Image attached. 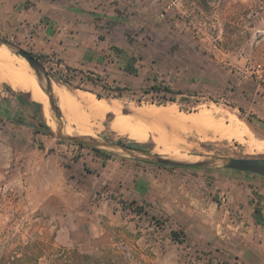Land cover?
<instances>
[{
  "label": "rangeland",
  "instance_id": "1",
  "mask_svg": "<svg viewBox=\"0 0 264 264\" xmlns=\"http://www.w3.org/2000/svg\"><path fill=\"white\" fill-rule=\"evenodd\" d=\"M96 1L97 12H105L118 22L119 29L105 32L111 36L107 40L113 44L122 41L128 52H135L137 57L142 53V59L157 62L139 61L136 75L111 72L108 54L114 53L116 47H110L109 43L102 49L104 55L100 62L93 64V68L76 72L67 70L55 56L46 61L35 57L52 83L88 95L96 102L100 100L109 107L95 116L79 111L84 113L83 121L74 125L56 98L64 135H77L74 130L77 128L81 135L121 142L169 159L179 157L178 154L195 161L264 158V121L247 109L252 97L244 94L251 90L264 94V0ZM169 5L170 9L165 11ZM0 40L29 52L13 39L0 37ZM172 66L191 69L188 75L193 76L198 74L199 67L206 72L195 78L184 75L179 80L170 79L167 70ZM155 76L160 79L156 84L151 80ZM152 86L160 92L151 91ZM0 88L11 94L6 84L0 82ZM165 88H169V93H165ZM24 96L34 102L29 94L24 92ZM169 98L174 102L163 104ZM39 105V126L45 137L32 138V145L51 156L68 160L79 157L81 150L74 152L75 142L57 137L48 103L44 108L45 117ZM216 109L223 115L194 119L185 125L174 121L175 118H196ZM237 126L247 128L242 138L236 136ZM3 134H7L6 130ZM7 147L11 148L9 142L0 137V264H128L119 255L84 253L71 240L61 238L54 216L41 213L39 202L30 199L22 161L8 156ZM80 148L92 150L87 145ZM99 150L106 152L107 149ZM202 169L217 172L221 167ZM184 257L189 263L200 264H224L227 258L220 256L223 260H218L215 255L196 253ZM228 261L234 262L232 258Z\"/></svg>",
  "mask_w": 264,
  "mask_h": 264
},
{
  "label": "crops",
  "instance_id": "2",
  "mask_svg": "<svg viewBox=\"0 0 264 264\" xmlns=\"http://www.w3.org/2000/svg\"><path fill=\"white\" fill-rule=\"evenodd\" d=\"M96 6V0H0V37L42 61L55 56L74 72L100 62L105 43L116 47L108 58L119 75L138 74L141 60L157 62L107 40L118 22ZM192 71L172 66L167 75L179 80ZM204 72L199 67L187 78ZM244 94L252 97L247 109L264 121V94ZM33 103L0 88V137L11 146L8 156L22 161L30 199L54 216L61 238L128 264H200L184 257L195 253L226 256L224 264H264V176L167 167L89 148L73 160L51 156L32 145V138L45 137Z\"/></svg>",
  "mask_w": 264,
  "mask_h": 264
},
{
  "label": "water",
  "instance_id": "3",
  "mask_svg": "<svg viewBox=\"0 0 264 264\" xmlns=\"http://www.w3.org/2000/svg\"><path fill=\"white\" fill-rule=\"evenodd\" d=\"M0 48H5L10 54L15 57L22 58L27 65L39 76L42 83V91L46 94L50 111L52 113L53 122L56 126L57 137L62 140H67L82 145H87L93 149H107L110 154H122L129 158H134L146 161L152 164H158L174 168H206L213 165H219L221 169H227L237 172H243L258 176H264V158L263 157H239V158H211L205 161H193L181 163L173 161L168 157L148 154L129 145H121L119 142L100 141L87 135L77 134L75 136L64 135L60 123V109L58 106L57 97L54 95L52 81L45 72L42 64L29 52L20 47L0 40ZM102 151V150H101Z\"/></svg>",
  "mask_w": 264,
  "mask_h": 264
},
{
  "label": "bare ground",
  "instance_id": "4",
  "mask_svg": "<svg viewBox=\"0 0 264 264\" xmlns=\"http://www.w3.org/2000/svg\"><path fill=\"white\" fill-rule=\"evenodd\" d=\"M8 53L9 52L7 50L5 51V50L0 49V82L6 84L8 87H10L14 91H19L23 93L25 92L29 94L30 99L32 101L41 104L42 106L41 112H42L43 117H45L46 113H45L44 108H45L46 103H48V100H47L46 94L42 91V88H41L42 83L39 79V76L27 65V63L22 58L14 57L11 54L9 55ZM52 87H53L54 95L58 98L59 103L63 105V106L60 105V107L62 106L63 110L65 109V112H67L66 116L69 117L70 121H73L74 125L75 124L79 125L80 121H83L81 119L83 118L84 113L83 115L79 114L81 113L79 112L81 110L87 111L90 114L94 115L97 113H104L109 108L108 106H104V104L101 103L100 100L96 102L93 100V98L85 94L81 95L82 93H78V91L74 93V92L67 90L64 86L54 84V83H52ZM49 111H50V108H49ZM172 111L173 110H171V112ZM75 113L78 114V116ZM221 115H223V112L221 110L216 109L213 112L203 113L202 115L200 114L196 118L195 117L175 118L174 121H176V123H178L179 125H185V124H189L193 122L194 119L195 120L207 119V118H212L215 116L217 117ZM48 116H49V112H48ZM52 130H54V128H52ZM74 130L76 131L77 134H80V131L77 130V128H75ZM69 131L72 132V130H69ZM235 132L237 133L236 134L237 138H242L243 135H246L247 128L246 127L242 128L240 126H237V129H235ZM178 155L179 157L171 158V160L177 161V162L195 161V159H192L190 157H184L181 154H178Z\"/></svg>",
  "mask_w": 264,
  "mask_h": 264
},
{
  "label": "trees",
  "instance_id": "5",
  "mask_svg": "<svg viewBox=\"0 0 264 264\" xmlns=\"http://www.w3.org/2000/svg\"><path fill=\"white\" fill-rule=\"evenodd\" d=\"M31 55H32V54H31ZM32 56H34V55H32ZM34 57H35V56H34ZM37 59H38V58H37ZM39 60H40V59H39ZM127 72L130 73V74H135V73H136V71L133 70L132 68H127ZM150 90H151V91H155V92H160V89H158L156 86H152ZM145 93H148V92L146 91ZM165 93H169L168 88H165ZM167 102L173 103L174 100H173V98H169V99L166 100V102H164L163 104H166ZM34 106H35V108H37V109L40 107V105L37 104V103H34ZM39 117L41 118L40 115H39ZM119 143H120L121 145H124V144L121 143V142H119ZM77 144L80 145V146H82V144H80V143H77ZM92 150L95 151V152H97V153L101 152V150H99V149H93V148H92ZM161 166H162V165H161ZM173 237H174V239H176L174 235H173Z\"/></svg>",
  "mask_w": 264,
  "mask_h": 264
},
{
  "label": "built area",
  "instance_id": "6",
  "mask_svg": "<svg viewBox=\"0 0 264 264\" xmlns=\"http://www.w3.org/2000/svg\"><path fill=\"white\" fill-rule=\"evenodd\" d=\"M81 146L78 145L77 143L73 146V149H74V152L77 153L79 151V149L81 150L80 148Z\"/></svg>",
  "mask_w": 264,
  "mask_h": 264
}]
</instances>
